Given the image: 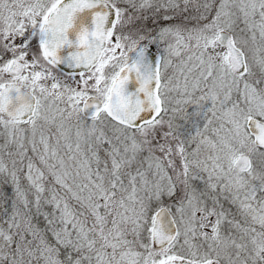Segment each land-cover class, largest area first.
Wrapping results in <instances>:
<instances>
[{
    "label": "snow or ice",
    "instance_id": "1",
    "mask_svg": "<svg viewBox=\"0 0 264 264\" xmlns=\"http://www.w3.org/2000/svg\"><path fill=\"white\" fill-rule=\"evenodd\" d=\"M0 264H264V0H0Z\"/></svg>",
    "mask_w": 264,
    "mask_h": 264
}]
</instances>
